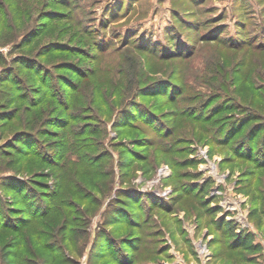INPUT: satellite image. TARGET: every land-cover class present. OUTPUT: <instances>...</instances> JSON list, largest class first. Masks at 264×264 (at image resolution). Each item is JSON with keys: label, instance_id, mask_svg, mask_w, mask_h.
<instances>
[{"label": "rangeland", "instance_id": "rangeland-1", "mask_svg": "<svg viewBox=\"0 0 264 264\" xmlns=\"http://www.w3.org/2000/svg\"><path fill=\"white\" fill-rule=\"evenodd\" d=\"M0 204V264H264V0H0Z\"/></svg>", "mask_w": 264, "mask_h": 264}, {"label": "trees", "instance_id": "trees-1", "mask_svg": "<svg viewBox=\"0 0 264 264\" xmlns=\"http://www.w3.org/2000/svg\"><path fill=\"white\" fill-rule=\"evenodd\" d=\"M23 92V91H22ZM23 141V140H22ZM13 182V181H12ZM6 185H9V184H7V182H5V180L3 181V184H2V189L3 190H5V191H7L8 189L6 188L7 186ZM5 187V188H4ZM7 189V190H6ZM17 189V188H16ZM15 189V190H16ZM0 207L2 208V209H0L1 210V212L0 213H2L1 214V216H0V227H2V228H9L10 226H11V224H13V221L14 220H11V218L10 217H12V216H9V215H12L11 213H7V211L6 210H11L12 208H10L9 206H5V204H0ZM5 213H6V215H8V216H6L5 215ZM13 219H18V218H16V217H14ZM225 225H227L228 227L230 226L229 225V222H226L225 223Z\"/></svg>", "mask_w": 264, "mask_h": 264}]
</instances>
